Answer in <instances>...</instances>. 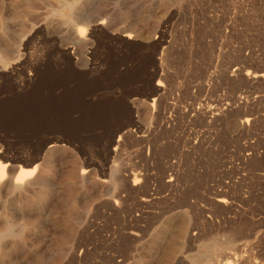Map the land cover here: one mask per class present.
Wrapping results in <instances>:
<instances>
[{
	"label": "rangeland",
	"instance_id": "1",
	"mask_svg": "<svg viewBox=\"0 0 264 264\" xmlns=\"http://www.w3.org/2000/svg\"><path fill=\"white\" fill-rule=\"evenodd\" d=\"M257 1L0 0V225L28 229L0 264H264ZM209 104L224 121L179 113Z\"/></svg>",
	"mask_w": 264,
	"mask_h": 264
},
{
	"label": "bare ground",
	"instance_id": "2",
	"mask_svg": "<svg viewBox=\"0 0 264 264\" xmlns=\"http://www.w3.org/2000/svg\"><path fill=\"white\" fill-rule=\"evenodd\" d=\"M207 1V0H206ZM260 3H262V4H264V0H258ZM257 1V2H258ZM207 4H208V2H207ZM209 6V5H208ZM207 19V18H206ZM101 24H103V22L102 23H100V25ZM83 35V34H82ZM129 37V36H128ZM130 38V37H129ZM1 56L2 55H0V58H1ZM2 60V59H1ZM260 64V63H259ZM264 64V63H263ZM252 71H254L253 69H252ZM248 72V73H246V75H245V79H246V82L247 83H249V84H252V83H260L261 84V82L262 83H264V67H262V69L261 70H258V71H254V72ZM233 75L235 76V77H243V75H244V71L243 70H239V69H236L235 71H234V73H233ZM233 75H231V76H233ZM243 80V79H242ZM243 82V81H242ZM245 82V83H246ZM264 85V84H263ZM159 86V88H161V86L160 85H158ZM158 91H160V90H158ZM164 92V91H163ZM159 97V96H158ZM160 98V97H159ZM248 101V100H247ZM215 103H219V102H215ZM215 103H213V104H215ZM212 104V105H213ZM231 104V103H230ZM244 104V103H243ZM247 104V103H246ZM219 105V104H218ZM223 104H221V106H222ZM214 106H216V105H214ZM211 107L210 106V104H209V107H207V108H204V107H199V108H195V107H189V110H186V111H184L183 112V110H182V112L180 111H177L176 109H174V107H173V109H172V112H175V114H176V112L178 113H180L181 114V116H184L185 117V119L187 118V119H190V120H192V122L193 121H198L199 119H201L204 123H206V124H209V123H212L213 125H214V123H216V122H221V120H223V118H224V116H225V118H226V112L228 111V109L230 108V107H228V108H226V109H224L223 111H216L215 110V107ZM228 106V105H227ZM230 106V105H229ZM239 106V105H238ZM248 106V105H247ZM217 107H219V106H217ZM243 107V106H242ZM169 108V107H168ZM162 109V108H161ZM170 109V108H169ZM217 110H218V108H216ZM232 109V108H231ZM166 110H167V108H166ZM233 110V109H232ZM159 112H160V110H159ZM165 112V111H164ZM232 112V111H231ZM156 114H158V113H156ZM229 114V113H228ZM254 114V113H253ZM177 116V115H176ZM179 116V115H178ZM180 116V117H181ZM229 116V115H228ZM227 116V117H228ZM250 116H252V115H250ZM171 117H173V116H171ZM170 116L168 117V114L166 115V114H164L163 113V111H162V113L161 114H159L158 116H157V118L158 119H160L161 118V121H162V125H161V127H163V128H170V126L172 127V123H173V120H175V117H174V119L172 120V118H171ZM257 117V116H256ZM183 119V118H182ZM255 119V118H254ZM200 121V120H199ZM224 121V120H223ZM253 122V119L252 118H247V119H244L243 121H241V123H240V125L242 126V128H246V127H248V126H250V124ZM254 122H256V121H254ZM253 122V124H255ZM202 124V123H201ZM238 124V123H237ZM175 126V125H174ZM207 126V125H206ZM211 126V125H210ZM246 130H248V129H246ZM200 143H202L201 142V140H199V142H197L194 146H193V148H197V145L198 144H200ZM204 145V144H203ZM248 147V146H247ZM264 149V148H263ZM251 150V149H250ZM252 151V150H251ZM250 152V151H249ZM264 153V152H263ZM245 154V153H244ZM245 156V155H244ZM246 159H248L249 160V158H250V156H247L246 155ZM264 159V158H263ZM245 161V160H244ZM250 161V160H249ZM247 163V162H246ZM261 163H263V161L261 162ZM10 164V163H9ZM8 164V165H9ZM8 165L7 164H2V163H0V178L1 179H4L5 178V176H6V171H7V168H8ZM170 165V164H169ZM248 165V164H247ZM243 166H245L244 164H243ZM264 166V165H263ZM169 167V166H168ZM174 168H175V166H173ZM10 168V167H9ZM11 169V168H10ZM37 169V167L34 169V170H32V174H33V172H36L35 170ZM167 169V168H166ZM171 169V168H170ZM14 170V169H13ZM167 170H169V168L167 169ZM175 170V169H174ZM29 171V170H28ZM28 171H20V173L17 175V180L18 181H16V184L15 185H17V187H21V185H20V180H24V179H26L31 173H29ZM11 173H12V171H10ZM84 172V171H83ZM165 172V171H164ZM170 172H173V169L172 170H170ZM242 172V171H241ZM85 173V172H84ZM175 173H176V171H175ZM86 174V173H85ZM84 174V175H85ZM235 174V173H234ZM12 175V174H11ZM83 175V176H84ZM10 176V175H9ZM81 176H82V174H81ZM136 176V175H135ZM134 176V177H135ZM176 174H171L170 173V175L168 176V178H169V180H168V183L169 184H174L175 182H174V180H176L175 178H176ZM179 176V175H178ZM137 177V176H136ZM243 177H244V175H243ZM11 179V178H10ZM244 179V178H243ZM134 180V182L132 183V185L127 181L126 183H125V188H126V191L128 192V194H133V193H129V191H133L132 190V188L133 187H135V186H137V179L135 178V179H133ZM241 180H242V178H241ZM177 181V180H176ZM174 182V183H173ZM240 182V181H239ZM243 182V181H242ZM230 183H231V181H230ZM229 183V184H230ZM237 184L236 182H233V184ZM177 184V183H176ZM233 184H232V186H233ZM7 185H8V182H7ZM175 185V184H174ZM227 185V184H226ZM236 186V185H235ZM241 186V185H240ZM228 187H229V185H228ZM238 187V186H237ZM147 188V187H146ZM226 189H228L227 187H225ZM235 188V187H234ZM233 188V189H234ZM239 188V187H238ZM233 189H231V191L229 190V191H217L216 192V194L214 195L215 196V198H216V200H215V202L216 203H218L219 205H221L222 207H224V208H226L228 211L229 210H232L231 212H233V210H234V208L236 207V204H235V200H238V199H233L232 197H230L229 196V194H227V192H232V190ZM216 191V190H215ZM233 191H236V190H233ZM121 192H123V191H121ZM149 192V191H148ZM245 192V191H244ZM134 193H136V192H134ZM150 193V192H149ZM233 193V192H232ZM236 193H238V192H236ZM245 193H247V192H245ZM244 193V194H245ZM254 193V192H253ZM243 194V193H242ZM249 194V193H248ZM134 195V194H133ZM247 195V194H246ZM236 196V195H235ZM120 197V196H119ZM144 197V196H143ZM241 197H243V196H241ZM249 197V196H248ZM263 197V196H262ZM238 198H240V196L238 197ZM250 198V197H249ZM244 199H246V198H243L242 200L243 201H246V200H244ZM242 200H241V203H242ZM142 203L144 204H149V203H151L152 202V199H151V197L150 196H145L143 199H142ZM239 201V200H238ZM238 201H236L237 203H239ZM248 201V200H247ZM141 202V201H140ZM240 204V203H239ZM242 206V205H241ZM244 206V205H243ZM145 209V208H144ZM194 209V208H193ZM240 209V208H239ZM236 210H238V209H236ZM241 210V209H240ZM248 210V209H247ZM241 211H243V209L241 210ZM246 211V210H245ZM237 212V211H236ZM235 212V213H236ZM244 212V211H243ZM234 213V212H233ZM233 213H230V214H233ZM240 213V212H239ZM239 213H238V215H239ZM247 213V212H246ZM251 213V212H250ZM234 215V214H233ZM238 215H235V216H238ZM251 215V214H250ZM253 215V214H252ZM243 216V215H242ZM228 218V217H227ZM234 219L236 218V217H233ZM140 219V218H139ZM136 221V220H135ZM206 222V221H205ZM250 222H252L251 220H250ZM135 223V222H134ZM133 223V224H134ZM258 223V222H257ZM228 226V225H227ZM232 227V226H231ZM11 232V231H10ZM12 233V232H11ZM134 237H138V234H136V232H135V234H132ZM141 235V234H140ZM190 236H192L191 234H189ZM195 236V235H194ZM248 236V235H247ZM189 238V237H188ZM191 239H192V237H191ZM231 248V247H230ZM238 251V253H239V251H241L240 249L239 250H237ZM242 252V251H241ZM233 254H235V253H233ZM226 256V255H225ZM234 256V255H233ZM236 256V255H235ZM237 256H239V255H237ZM240 256H242V255H240ZM244 257H246V256H244ZM251 257V256H250ZM235 258V257H234ZM228 259V258H227ZM248 259L249 258H246V260H247V262H248ZM241 260V259H240ZM243 260V259H242ZM244 261V260H243ZM255 261V260H254ZM246 262V261H245ZM251 262V261H250ZM249 262V263H250ZM258 262V261H257ZM257 262H253V263H257ZM230 263H232V262H230ZM248 263V264H249ZM253 263H250V264H253ZM262 263V262H261ZM237 264H238V262H237ZM245 264H247V263H245ZM260 264V263H259Z\"/></svg>",
	"mask_w": 264,
	"mask_h": 264
},
{
	"label": "clouds",
	"instance_id": "3",
	"mask_svg": "<svg viewBox=\"0 0 264 264\" xmlns=\"http://www.w3.org/2000/svg\"><path fill=\"white\" fill-rule=\"evenodd\" d=\"M9 231H10V225L8 224L0 225V246H2L3 244L9 241H11L13 244L17 242H22L27 236L28 229L26 227H21V231L15 236H10Z\"/></svg>",
	"mask_w": 264,
	"mask_h": 264
}]
</instances>
